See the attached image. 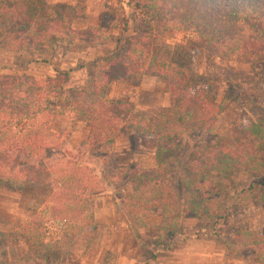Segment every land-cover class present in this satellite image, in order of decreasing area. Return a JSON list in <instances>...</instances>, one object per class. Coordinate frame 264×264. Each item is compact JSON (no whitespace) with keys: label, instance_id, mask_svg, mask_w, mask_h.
Returning a JSON list of instances; mask_svg holds the SVG:
<instances>
[{"label":"trees","instance_id":"trees-1","mask_svg":"<svg viewBox=\"0 0 264 264\" xmlns=\"http://www.w3.org/2000/svg\"><path fill=\"white\" fill-rule=\"evenodd\" d=\"M34 1L0 0L1 47L33 54L39 47L67 46L82 37L71 27L69 7L49 9ZM132 2L139 15L133 32L139 38L128 39L121 54L95 63L91 80L64 89L67 75L60 72L48 79L0 78V188L17 189L26 183L52 186L47 209L61 225L53 238L32 223L14 230L27 245V260L59 264L76 237L92 236L96 224L87 207L101 187L90 170L79 166L80 158L95 153L104 162L117 137L154 141V166L142 169L131 164L121 175L129 190L119 197L117 217L136 240L144 220L158 216L155 251L169 250L171 240L182 237L187 220L198 224L197 232L217 238L231 211L264 203V110L249 115L251 104L243 102L247 119L226 129L219 116L229 100L211 101L205 91L192 86L185 69L160 63L157 75L167 91V107L146 117L134 113L132 105L106 96L109 86H137L147 74V38L139 32L144 29L182 33L216 59L256 63L258 51L264 49V0ZM88 30L97 45L112 40L94 27ZM48 97L55 100V107L43 106ZM69 108L85 117L88 127L76 164L59 168L54 160L46 162L50 151L58 149L49 141L48 130ZM227 237L234 244L226 245L244 244L255 263L264 264V228L258 234L232 229Z\"/></svg>","mask_w":264,"mask_h":264},{"label":"rangeland","instance_id":"rangeland-1","mask_svg":"<svg viewBox=\"0 0 264 264\" xmlns=\"http://www.w3.org/2000/svg\"><path fill=\"white\" fill-rule=\"evenodd\" d=\"M49 9L57 6L72 10L71 27L82 37L67 46L53 49L39 47L33 54L13 53L0 46V78H53L56 72L65 73L64 89H73L91 80L95 63L121 54L128 39H138L133 32L138 12L132 0H39ZM32 3H36L31 0ZM98 29L100 36L111 37L106 45H97V39L88 27ZM147 38L146 64L149 69L139 79L137 86L111 85L106 91L108 99L132 105L133 112L151 116L157 109L167 107L169 100L163 81L158 77L157 63L167 67H180L187 71L195 89L203 90L208 98L218 103L222 98L229 105L219 116L220 123L231 129L247 119L241 108L250 102L249 115L258 116L264 110V49L259 50L257 62L242 65L237 59H216L209 50L190 42L182 33H167L160 29L139 31ZM44 107H55L52 97ZM69 108L58 117L48 130V139L57 150L50 151L46 162L54 160L59 168L71 166L77 159L88 122ZM154 141L148 137H117L111 155L102 162L94 154L82 156L80 167L96 176L101 193L92 198L87 210L96 224L91 237H76L67 254L59 257V264H256L249 247L237 244L227 237L232 229H245L253 234L264 228V203L247 204L231 211L226 226L218 230L219 236L209 237L197 232L198 224L183 223L182 237L171 240L169 250L155 251L154 243L159 224L158 216H148L137 230L136 240L119 221V197L129 187L124 183L129 166L146 168L153 163ZM177 156L181 158L182 152ZM76 164V162H75ZM78 164V163H77ZM121 176V177H120ZM50 185L37 186L26 183L21 187L0 188V264H39L26 259L27 245L17 239L15 229L27 223L53 238L61 228L59 220L52 219L48 210ZM55 205V204H54ZM56 206V205H55ZM57 208V207H56ZM56 210V209H54ZM184 238V240L182 239Z\"/></svg>","mask_w":264,"mask_h":264},{"label":"crops","instance_id":"crops-1","mask_svg":"<svg viewBox=\"0 0 264 264\" xmlns=\"http://www.w3.org/2000/svg\"><path fill=\"white\" fill-rule=\"evenodd\" d=\"M154 146H155V144H154ZM153 166H154V160H153V163L147 165V167H146L145 169L152 168ZM138 168H139V167H138ZM142 169H144V168H142Z\"/></svg>","mask_w":264,"mask_h":264}]
</instances>
